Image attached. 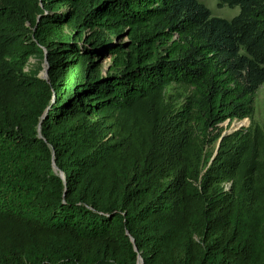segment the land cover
Instances as JSON below:
<instances>
[{
	"label": "trees",
	"instance_id": "16d2710c",
	"mask_svg": "<svg viewBox=\"0 0 264 264\" xmlns=\"http://www.w3.org/2000/svg\"><path fill=\"white\" fill-rule=\"evenodd\" d=\"M218 6L0 0V264H264V128L215 154L254 117L264 0Z\"/></svg>",
	"mask_w": 264,
	"mask_h": 264
},
{
	"label": "rangeland",
	"instance_id": "374dc122",
	"mask_svg": "<svg viewBox=\"0 0 264 264\" xmlns=\"http://www.w3.org/2000/svg\"><path fill=\"white\" fill-rule=\"evenodd\" d=\"M205 3L213 12L214 15L226 17V18H233L234 16L238 15L240 12V7H219L218 0H201ZM27 70L31 71L32 73L37 72L39 76L43 78H48V65L46 64V60L40 56H33L30 58L27 64ZM245 121V120H244ZM247 123L246 126H249L252 122H255L264 128V84H262L255 97V112L253 119H246ZM239 121H234L231 125L225 123L223 128L229 129L230 127H235ZM63 175V174H62Z\"/></svg>",
	"mask_w": 264,
	"mask_h": 264
},
{
	"label": "water",
	"instance_id": "95a60500",
	"mask_svg": "<svg viewBox=\"0 0 264 264\" xmlns=\"http://www.w3.org/2000/svg\"><path fill=\"white\" fill-rule=\"evenodd\" d=\"M246 119H248V118H246ZM246 119H244V120H246ZM244 120L239 121L238 124H236L235 127H230L229 129H226V130L223 132L222 136L219 138V141H218V144H217V148H216V152H215V154L217 153V151H218V149H219V147H220V142L222 141V138H223L225 135H227V134H229V133H232V132L235 131V130L240 129V128L243 127V126H246V124L242 122V121H244ZM228 122H229V121H227L226 123H228ZM53 167H54L55 170H58V167H57L55 161L53 162ZM61 174H62V172H61ZM131 240L134 241V238H133L132 236H131ZM135 249L137 250V247H135ZM138 264H144V260H143V258H142L140 255H139V257H138Z\"/></svg>",
	"mask_w": 264,
	"mask_h": 264
},
{
	"label": "bare ground",
	"instance_id": "6f19581e",
	"mask_svg": "<svg viewBox=\"0 0 264 264\" xmlns=\"http://www.w3.org/2000/svg\"><path fill=\"white\" fill-rule=\"evenodd\" d=\"M243 123H247V121L245 120V121H242Z\"/></svg>",
	"mask_w": 264,
	"mask_h": 264
}]
</instances>
